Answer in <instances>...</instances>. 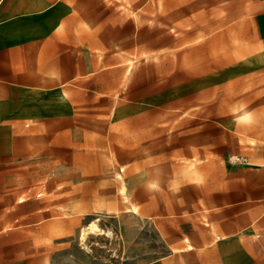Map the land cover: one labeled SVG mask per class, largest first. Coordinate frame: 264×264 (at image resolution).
<instances>
[{
	"label": "rangeland",
	"instance_id": "374dc122",
	"mask_svg": "<svg viewBox=\"0 0 264 264\" xmlns=\"http://www.w3.org/2000/svg\"><path fill=\"white\" fill-rule=\"evenodd\" d=\"M4 6L21 51V90L0 123L5 259L19 245L24 264H140L171 236L223 234L211 217L251 236L264 0Z\"/></svg>",
	"mask_w": 264,
	"mask_h": 264
},
{
	"label": "crops",
	"instance_id": "0c3cea01",
	"mask_svg": "<svg viewBox=\"0 0 264 264\" xmlns=\"http://www.w3.org/2000/svg\"><path fill=\"white\" fill-rule=\"evenodd\" d=\"M4 7V0H0V123L3 124L11 123L8 115L16 107L14 93L21 90L13 86L21 83L19 24L13 16L4 15ZM251 184L255 190L251 196L250 237L227 234L219 220L209 217L223 234L216 235L209 230L199 238L191 235L187 241L182 236H171L174 242L166 245L165 252L140 264H264V181ZM207 215L210 216L209 213ZM247 240L251 242H245ZM10 257V260L5 259V246L0 243V264H24L20 260L19 245L15 246V251L11 246Z\"/></svg>",
	"mask_w": 264,
	"mask_h": 264
},
{
	"label": "bare ground",
	"instance_id": "6f19581e",
	"mask_svg": "<svg viewBox=\"0 0 264 264\" xmlns=\"http://www.w3.org/2000/svg\"><path fill=\"white\" fill-rule=\"evenodd\" d=\"M152 99H153V98H152ZM90 228H91L93 231H95L96 233H98V234L102 232L101 228H98L96 224L91 225ZM83 235H84V234H83V232H82V233H81V237H83Z\"/></svg>",
	"mask_w": 264,
	"mask_h": 264
}]
</instances>
